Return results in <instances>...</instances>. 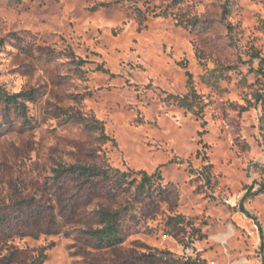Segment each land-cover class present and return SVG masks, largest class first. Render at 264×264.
Masks as SVG:
<instances>
[{
	"label": "rangeland",
	"instance_id": "374dc122",
	"mask_svg": "<svg viewBox=\"0 0 264 264\" xmlns=\"http://www.w3.org/2000/svg\"><path fill=\"white\" fill-rule=\"evenodd\" d=\"M116 1L0 0V85L37 93L26 118L0 106V209L11 195L30 204L0 227L5 247L43 264L98 256L85 246L86 227L71 224L81 213L93 217L98 189L55 171L77 163L79 142L102 144L99 133L65 120L80 112L115 140L102 145L110 167L157 174L171 193L159 209L139 205L136 219H124L125 248L264 264V193L251 196L264 185V0H187L171 10L209 22L196 29L156 16L172 0H141L144 17ZM68 50L89 62L87 73L70 64ZM192 89L195 111L172 99ZM46 182L58 189L56 212ZM54 212L64 226L47 230Z\"/></svg>",
	"mask_w": 264,
	"mask_h": 264
},
{
	"label": "trees",
	"instance_id": "16d2710c",
	"mask_svg": "<svg viewBox=\"0 0 264 264\" xmlns=\"http://www.w3.org/2000/svg\"><path fill=\"white\" fill-rule=\"evenodd\" d=\"M141 0H118L116 5L127 3L131 9L136 12L140 17H144L139 7ZM187 0H172L171 4H168L160 14L156 16H168L174 15L177 19V25L183 28H206L209 24L208 21H202L199 18H186L182 15H176L171 10L181 6ZM17 4L21 3V0H15ZM225 9H228L226 6ZM153 12L148 9L146 13ZM3 43V42H2ZM1 43V45H2ZM68 56L71 58L70 64L75 66L77 72L87 73L84 71V67L89 63L87 60L78 58L68 50ZM259 57V56H258ZM39 58H42L40 56ZM264 64V59H261ZM98 72L105 74H111L104 65H99L95 69ZM264 75V71H258ZM91 96V94H90ZM180 107L187 110L195 111L198 107V95L194 89L184 97H173ZM37 101V93L35 89L23 90L19 93H11L3 85H0V106L3 107L7 113L14 111L26 118L28 113V103H34ZM259 102H264V93H261L258 97ZM65 120H75L76 123L84 127L88 132L99 133V140L102 141L100 146H90L88 142H79L77 152L79 158L77 163L74 165L63 166L60 169H55L59 176L68 174L72 180H75L79 185L91 186L93 189H98V196L95 201V211L93 217H83L81 213L75 216L71 224L73 228L76 225L85 226L82 228V233L85 240V246L96 250L98 256H92L91 259L87 260L88 264H94V261L104 262L109 264H206L201 259L198 253L192 257L183 254L181 257H175L173 254L167 251H159L150 248L146 245L136 246L134 248H125V237L123 233V222L125 218H129L131 221L136 219L137 207L144 205L149 209L157 210L162 203L168 202L170 198V190L164 187L161 183V177L157 174L149 175L146 172H121L118 169H114L109 166L106 161V153L103 151L102 145L108 142L115 143V140L108 136L105 132L104 125L94 120L87 115L80 112L71 114L65 112ZM27 122V121H26ZM48 184V185H47ZM49 197L54 201L53 209L55 212L58 210V189L53 187L52 182H46ZM259 193H264V185L256 192L251 194L255 196ZM31 195H29L30 197ZM17 196H10L11 204H3L0 209V227L5 225L6 217L10 214L13 209L23 213L29 200L25 197L17 199ZM32 199V197H31ZM16 200V201H15ZM54 212V217L51 223H47V230H50L53 226H58L60 230L64 225L56 219L57 215ZM240 212L244 213L249 219L257 220L252 217L248 211L240 206ZM94 224L90 223V219L93 220ZM177 224L181 227L184 225V219L177 217ZM181 220V222H180ZM89 221V222H88ZM54 224H53V223ZM55 223L57 225H55ZM258 224V222H257ZM260 233L262 235V244L260 253L264 254V237L262 227L258 224ZM78 228V227H77ZM42 230V227L40 228ZM40 232V230H39ZM2 236V238H1ZM8 236L3 230L0 229V264H43L44 259L35 257L29 252V250H16L13 246L9 247L4 243V237ZM6 250V251H5ZM264 262V257L262 258Z\"/></svg>",
	"mask_w": 264,
	"mask_h": 264
},
{
	"label": "built area",
	"instance_id": "2783aa9c",
	"mask_svg": "<svg viewBox=\"0 0 264 264\" xmlns=\"http://www.w3.org/2000/svg\"><path fill=\"white\" fill-rule=\"evenodd\" d=\"M186 248H188V247H186ZM184 254H185L186 256H189V257H192V256L194 255L193 252H192V253H188V251H186Z\"/></svg>",
	"mask_w": 264,
	"mask_h": 264
}]
</instances>
